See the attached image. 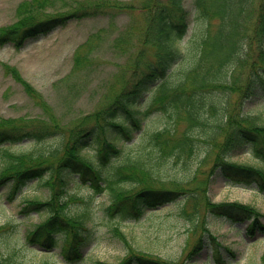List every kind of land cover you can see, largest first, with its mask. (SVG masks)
I'll list each match as a JSON object with an SVG mask.
<instances>
[{"label":"trees","instance_id":"obj_1","mask_svg":"<svg viewBox=\"0 0 264 264\" xmlns=\"http://www.w3.org/2000/svg\"><path fill=\"white\" fill-rule=\"evenodd\" d=\"M74 2L77 7H72ZM57 3H69L68 10L47 12ZM120 4L108 0L24 1L18 7V20L0 28V46L10 43L20 48L27 40L47 35L73 19L133 16L138 10L136 3ZM140 6L144 24L136 29H141L145 46L153 49L152 59H143L142 53L131 61V78L106 105L70 126L49 118L36 127H26L0 118V184L17 192L38 179L50 193L45 201L34 199L23 204L21 212L26 216L47 214L23 235L17 234L14 223L0 226V264H19L21 248L27 246L45 251L60 248L67 263H76L92 233L86 214L68 212L69 204L77 200L70 195L74 183L88 185L96 194L108 193L105 212L110 217L138 219L149 208L173 202V192H183L168 187L165 181L172 179L173 166L188 168L203 151L201 144L215 151L211 173L219 168L231 183L245 187L256 184L264 192V125L253 108L245 109L248 100L264 99V0H194L199 25L185 43L189 15L184 0H141ZM87 46L83 44L76 51L75 66L86 63L83 51ZM10 73L47 112L48 104L36 90L15 72ZM154 112L167 118L164 127H148L146 120ZM181 122L186 126L179 133ZM117 139L135 141L126 153ZM25 141L33 147L13 151L14 145ZM243 149L261 166L231 159L234 151ZM88 150L94 151L93 158L86 156ZM118 157L122 159L119 165L109 168L111 159ZM207 203L216 216L251 220L252 233L264 229L260 213L251 205ZM114 231L127 240L117 227ZM210 238L216 239L211 234ZM199 241L194 250L197 253L203 247L202 239ZM215 245L220 247L216 241ZM216 261L224 264L220 255ZM119 264L171 263L132 250Z\"/></svg>","mask_w":264,"mask_h":264},{"label":"rangeland","instance_id":"obj_2","mask_svg":"<svg viewBox=\"0 0 264 264\" xmlns=\"http://www.w3.org/2000/svg\"><path fill=\"white\" fill-rule=\"evenodd\" d=\"M24 1L27 0H0V28L18 20V7ZM108 1L116 5H121L120 2L136 3L138 10L133 16L119 14L111 18L73 19L47 35L27 40L20 48L10 43L0 46L1 119H11L13 125L24 124L26 127H36L49 118L56 123L74 125L106 105L125 86L134 69L130 63L139 54L144 53L143 59H152L153 49L145 46L141 29H136L137 25L143 27L144 24L141 0ZM68 4L57 3L47 8V12L67 11ZM72 7H77L76 2ZM184 7L189 15V29L183 43L199 25L194 0H184ZM110 10L119 11L117 8ZM83 44H88L83 51L87 61L75 66V53ZM10 72H15L36 90V94L48 104L47 112L26 93L25 86ZM245 105V109H254L253 114L264 125V99L255 97ZM146 122L150 129H160L165 126L167 118L154 112ZM185 126L186 123L181 122L179 133ZM135 135L138 137V132ZM116 141L128 153L131 150L129 145L135 140L129 143ZM27 142L14 145L13 151L32 148L33 145ZM48 143L55 144L52 141ZM200 148L203 151L188 168L183 164L173 166L169 174L172 179L165 181L168 187L183 192H173V202L147 209L138 219L110 217L105 212L110 202L108 193L96 194L78 180L81 184L74 183L70 192L77 200L69 204L68 212L74 216L86 214L92 233L89 242L83 246L81 259L76 263H67L60 248L43 251L27 246L21 248L19 264H119L132 250L149 253L171 264H217L216 255L221 256L224 264H264V236H260L264 235V231L249 233V219L231 221L225 216H216L208 210L207 203L209 200L214 204L240 202L251 205L260 213V221L264 224V192L259 191L256 184L245 187L231 183L219 168L211 173L216 162L215 151H211V146L206 149L205 144H201ZM93 152L85 151L86 156L91 158ZM231 159L245 165L261 166L246 149L234 151ZM121 160L120 157L113 158L107 166L116 167ZM103 175L106 176L104 171ZM49 194L38 179L29 181L17 192H12L8 184H0V226L14 223L17 234L23 235L32 224L47 215L34 212L26 216L21 212L23 204L34 199L45 201ZM116 227L127 240L123 241L119 234H115ZM210 234L216 237L220 247L215 245ZM200 239L203 247L197 253L194 250Z\"/></svg>","mask_w":264,"mask_h":264}]
</instances>
